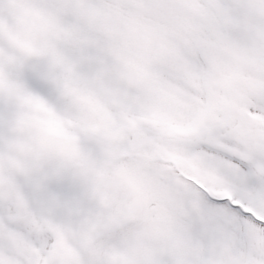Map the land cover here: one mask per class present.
Wrapping results in <instances>:
<instances>
[{
	"label": "snow or ice",
	"instance_id": "6c2138e0",
	"mask_svg": "<svg viewBox=\"0 0 264 264\" xmlns=\"http://www.w3.org/2000/svg\"><path fill=\"white\" fill-rule=\"evenodd\" d=\"M0 264H264V0H0Z\"/></svg>",
	"mask_w": 264,
	"mask_h": 264
}]
</instances>
